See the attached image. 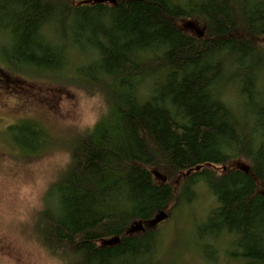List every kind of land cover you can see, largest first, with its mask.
<instances>
[{
  "label": "trees",
  "instance_id": "1",
  "mask_svg": "<svg viewBox=\"0 0 264 264\" xmlns=\"http://www.w3.org/2000/svg\"><path fill=\"white\" fill-rule=\"evenodd\" d=\"M191 18L203 35L182 27ZM0 42L11 74L63 78L108 104L44 196L50 254L167 264L150 222L204 183L218 202L198 231L206 247L227 233L230 257L264 264V0H0ZM232 85L241 109L224 98ZM8 130L22 157L52 143L33 120Z\"/></svg>",
  "mask_w": 264,
  "mask_h": 264
},
{
  "label": "rangeland",
  "instance_id": "2",
  "mask_svg": "<svg viewBox=\"0 0 264 264\" xmlns=\"http://www.w3.org/2000/svg\"><path fill=\"white\" fill-rule=\"evenodd\" d=\"M182 27L203 35L204 21L186 19ZM1 46L0 42V264H69L43 246L38 235V214L49 187L70 164L71 142L108 112V104L102 96L63 78L27 79L11 74L5 70ZM82 62L77 58L71 72ZM72 78L80 81L77 73ZM223 95L232 107L241 109L237 87L229 86ZM24 120L37 122L50 135L52 143L40 156H20L13 142L8 128ZM249 164L241 157L228 166L241 168ZM214 168L222 171L221 166ZM184 175L172 180L177 193ZM195 190L191 202L174 203L165 211L163 221L156 217L150 222L161 236L160 258L167 264H243L229 255L232 236L221 234L209 248L205 243L210 240L199 237V228L218 202L204 183ZM207 252L215 257L214 261L207 259Z\"/></svg>",
  "mask_w": 264,
  "mask_h": 264
},
{
  "label": "water",
  "instance_id": "3",
  "mask_svg": "<svg viewBox=\"0 0 264 264\" xmlns=\"http://www.w3.org/2000/svg\"><path fill=\"white\" fill-rule=\"evenodd\" d=\"M167 217V214L165 213V212H163L161 215H160V217L158 218V221L160 222V221H163L165 218ZM157 221V222H158Z\"/></svg>",
  "mask_w": 264,
  "mask_h": 264
},
{
  "label": "bare ground",
  "instance_id": "4",
  "mask_svg": "<svg viewBox=\"0 0 264 264\" xmlns=\"http://www.w3.org/2000/svg\"><path fill=\"white\" fill-rule=\"evenodd\" d=\"M262 178V177H261ZM235 239V238H234Z\"/></svg>",
  "mask_w": 264,
  "mask_h": 264
}]
</instances>
